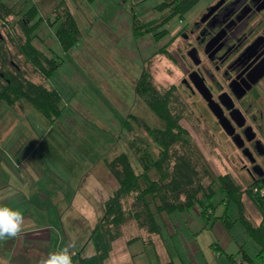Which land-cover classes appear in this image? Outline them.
<instances>
[{"label":"rangeland","instance_id":"obj_1","mask_svg":"<svg viewBox=\"0 0 264 264\" xmlns=\"http://www.w3.org/2000/svg\"><path fill=\"white\" fill-rule=\"evenodd\" d=\"M162 1L94 0L90 5L84 0H71L77 16L79 37L68 48L55 37L57 23H46L49 16L46 6L53 3L40 1L41 9L37 18L41 17L42 22L36 31L43 42L38 43L59 62L50 72L47 85L60 94L58 105L61 110L55 120L49 121L31 106L25 113L27 121L47 130L49 138L60 139L68 153L78 158L87 157L98 170L103 168L105 171L107 161L120 152H126L137 166L136 158L128 149L134 133L128 129L126 121L133 125L135 133L146 139L153 156L157 153L156 146L148 138L144 124L137 125L135 118H140L142 123L146 122L151 127L162 126L161 120L134 92L135 82L144 68L152 73L154 85L161 91L174 85L171 90L173 110L182 108L179 122L188 130L193 145L212 175L216 177L229 173L240 183L241 188H247L250 177L244 167L250 162L236 142L223 131L201 94L182 81L184 78L188 80V72L197 68L194 59L196 54L208 62L201 49H191L195 45L197 32L195 30L192 33L191 29L192 22L202 15L211 0H199L183 15H171L168 21L157 25L150 32H141L142 29L138 28L140 33L135 35L132 27L134 18L138 24L159 19L164 13L159 8ZM12 2L15 10H26L35 5L30 0ZM109 4L116 9H111ZM105 5L106 9L103 10ZM35 6L39 9L38 5ZM162 29L167 30L165 34L160 37L153 35ZM20 31L18 21L9 19L3 25L0 20V35L3 37L8 39L12 36L16 40ZM11 51L21 62L24 61L23 55L17 54L14 45ZM146 58L150 60L144 66ZM27 67L31 69L30 64ZM221 83L226 85L223 79ZM257 88L261 93L256 99L259 103L257 108L262 107L264 110V81L257 84ZM3 105L5 107L7 104L0 100V106ZM258 135L264 144V131ZM149 175L155 178L157 174L152 169ZM213 190V195L206 201L209 209L205 214L201 213V207L195 205L183 211L156 215L169 251L174 254L178 264H183L182 259L190 260L193 264H264L256 259L260 247L239 219L235 201L230 199L225 206V193L217 179L213 183ZM105 194L101 190L94 194V214L91 217L94 222L97 214H101L102 207L99 204ZM241 199L243 212L258 222L260 211L247 192L242 193ZM46 212L50 217L54 211ZM89 220L91 224H64L60 231L56 227H49V252L66 245H71L73 251L87 252L91 248L89 235L94 224ZM216 244L221 246L220 249L216 248ZM240 249H244L253 261L243 258ZM131 252L136 255L138 264L156 263L153 246L142 245L140 239L131 246ZM230 254L234 261L229 259ZM29 264H38V261ZM73 264H78V261L73 260Z\"/></svg>","mask_w":264,"mask_h":264},{"label":"trees","instance_id":"obj_2","mask_svg":"<svg viewBox=\"0 0 264 264\" xmlns=\"http://www.w3.org/2000/svg\"><path fill=\"white\" fill-rule=\"evenodd\" d=\"M198 1L163 0L159 8L164 13L159 19L138 24L134 18V34L152 31L157 25L168 21L171 15H183ZM38 12L35 5L26 10H15L12 4L0 0L2 24L5 25L9 19L18 21L21 30L16 40L12 36L7 39L0 35V100L18 110L28 103L49 121H53L61 110L58 105L60 94L47 85V79L59 62L39 46L43 39L36 31L42 22L41 17L37 18ZM46 23H57L55 37L66 48L79 37L77 18L65 0L55 6L47 16ZM138 28L142 30L138 31ZM166 31L162 29L153 35L160 37ZM13 45L17 54L23 55V62L11 51ZM149 60L150 58L145 59L144 66ZM28 64L31 69H28ZM173 87L174 85H171L161 91L154 85L152 73L142 69L135 82L134 92L161 120L162 126L151 127L146 122L142 123L140 118H135V122L139 126L144 124L148 138L156 146L157 153L152 155L149 143L135 133V128L128 124L127 120L128 129L134 133L131 141L129 140L128 149L136 158L137 166L126 152L118 153L107 162L117 181V187L103 202L101 216L90 230V251L82 253L83 250H80L72 253L73 260L76 259L78 264H108L113 242L120 237H124L127 243L137 239H140L143 245L154 243L155 238L161 237L157 214L183 211L195 205L201 207V213L205 214L209 209L206 201L213 195V183L216 179L225 193V206L230 199L235 201L239 209V219L259 245L257 259L264 258V194L252 189L254 185L260 186L262 180L257 178L250 181L247 188H241L240 183L229 173L216 177L212 175L193 145L188 130L179 122L182 108L173 110ZM152 169L157 174L155 178L149 175ZM243 192H247L260 211L258 222L251 220L243 212ZM228 257L233 260L232 254ZM243 258H248L244 252Z\"/></svg>","mask_w":264,"mask_h":264},{"label":"crops","instance_id":"obj_3","mask_svg":"<svg viewBox=\"0 0 264 264\" xmlns=\"http://www.w3.org/2000/svg\"><path fill=\"white\" fill-rule=\"evenodd\" d=\"M2 1L12 4L14 0ZM30 1L39 6L38 11L41 9L40 1L52 2L51 6H46L50 14L61 0ZM65 1L75 15L71 0ZM93 1L89 4L92 5ZM109 6L116 9L110 4ZM117 11L119 12V9ZM30 107L28 103L20 110L8 104L5 107L0 106V204L21 209L25 217L21 235L16 239L0 242V264H29L31 261H39L46 257L49 253L47 246L49 227H56L60 231L64 224L68 226H75L79 222L91 224L89 219L93 221L91 217L94 214L92 204L95 192L101 190L106 193L100 200L99 207L100 205L102 207L105 199L117 187V181L111 175L108 165L105 171L103 168L96 169L87 157L78 158L68 153L60 139L49 138L47 130H42L39 125L27 121L25 113ZM46 211L54 212L49 217ZM100 216L101 214H97L95 222ZM135 241L127 243L124 237L116 239L108 264H138L136 255L131 252V246ZM167 244L162 231L161 237L155 238L154 243L150 244L156 255L155 264L170 262L178 264ZM220 247L216 246L218 249ZM70 251L74 253L75 250L70 248ZM240 251L242 256L243 252L247 255L248 258L245 259L253 261L244 249ZM258 261L264 262V258ZM181 262L193 264L190 260L182 259Z\"/></svg>","mask_w":264,"mask_h":264},{"label":"flooded vegetation","instance_id":"obj_4","mask_svg":"<svg viewBox=\"0 0 264 264\" xmlns=\"http://www.w3.org/2000/svg\"><path fill=\"white\" fill-rule=\"evenodd\" d=\"M195 30L191 49H201L208 62L196 54L197 68L182 81L201 94L223 131L250 162L244 167L250 181L262 180L252 189L264 187V144L258 135L264 131V110L256 102L261 96L257 84L264 81V73L256 78L264 68V0L210 2L192 22L191 32Z\"/></svg>","mask_w":264,"mask_h":264},{"label":"clouds","instance_id":"obj_5","mask_svg":"<svg viewBox=\"0 0 264 264\" xmlns=\"http://www.w3.org/2000/svg\"><path fill=\"white\" fill-rule=\"evenodd\" d=\"M25 217L21 209L0 204V242L16 239L24 230ZM71 245L63 246L42 257L38 264H73Z\"/></svg>","mask_w":264,"mask_h":264},{"label":"built area","instance_id":"obj_6","mask_svg":"<svg viewBox=\"0 0 264 264\" xmlns=\"http://www.w3.org/2000/svg\"><path fill=\"white\" fill-rule=\"evenodd\" d=\"M254 192H259V194H264V187H254Z\"/></svg>","mask_w":264,"mask_h":264},{"label":"water","instance_id":"obj_7","mask_svg":"<svg viewBox=\"0 0 264 264\" xmlns=\"http://www.w3.org/2000/svg\"><path fill=\"white\" fill-rule=\"evenodd\" d=\"M264 73V68L260 69L256 78L260 77Z\"/></svg>","mask_w":264,"mask_h":264}]
</instances>
